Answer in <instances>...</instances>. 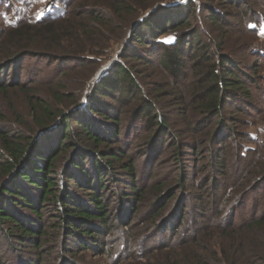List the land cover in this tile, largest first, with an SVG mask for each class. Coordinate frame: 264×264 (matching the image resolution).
Here are the masks:
<instances>
[{
	"label": "trees",
	"instance_id": "trees-1",
	"mask_svg": "<svg viewBox=\"0 0 264 264\" xmlns=\"http://www.w3.org/2000/svg\"><path fill=\"white\" fill-rule=\"evenodd\" d=\"M19 1L33 5L29 0H0V95L23 93L29 117L22 119L13 105L12 115L0 107V249L4 246L6 253H11L7 257L14 259L0 255V264H42L47 239L57 241L62 254L82 250L102 254L105 248L109 253L112 248L106 237L115 226L126 233L120 245L124 251L134 238L129 226L147 195V203L154 208L151 219L173 209L164 226L168 222L175 228L181 226L186 198L179 195L187 190L183 167L174 185L158 182L143 188L139 185L141 174L148 173L151 178V171L143 166L158 161L162 151L173 153L179 164L181 157L190 154L184 148L195 152L201 144L207 151L202 154L208 165L205 172L223 173L226 142L241 139L232 129L240 119L224 115V109L249 112L255 105L248 87L258 84L261 77L256 66L248 65L249 72L240 68L234 57L223 51L219 39L216 42L206 29H198L194 18L201 25L220 28L221 19L228 15L222 4L241 7L247 2L178 0L153 8L155 0H47L51 10L44 8L45 13L37 16L28 7L18 8ZM260 1L264 8V0ZM8 11L13 12L11 16ZM242 18L244 31L255 40L251 41L253 53L264 57V35L259 34L264 27V9L253 15L245 12ZM128 28L131 34L127 40ZM107 32H113L116 40H125V46L84 93L99 56L105 55L109 46ZM163 35L171 40H161ZM157 52L160 66L171 79L169 84L145 79V70L154 65ZM31 59L56 62L49 73H60V77H50L54 79L50 88L44 80L35 82V75L20 79L24 62ZM69 64L79 69H61ZM189 69L194 77L180 88L188 80ZM75 72L78 78H73ZM259 103L257 113L264 112V89ZM176 109H180L178 113L181 109L191 112L180 131L173 129L168 115ZM257 127L258 134L248 133L245 139L261 140L258 147L236 141L238 158L246 161L254 154L256 163L251 177L240 184L242 190L226 193L235 195L230 201L234 205L241 203L243 193L251 192L253 186L254 190L264 186V123ZM133 128L140 134L136 148L130 141ZM185 129L202 133V138L195 143L180 140ZM137 158L144 159L139 168ZM207 178L205 185L210 181L216 190V179ZM229 207L215 223L221 227V236H230L229 244L214 251L212 259L201 258L196 264H264V210L243 226L252 229L245 241L228 233L234 225ZM202 211L199 214H204ZM48 215L55 222L51 236L46 227ZM153 222L158 225L157 220ZM163 264L190 262L165 260Z\"/></svg>",
	"mask_w": 264,
	"mask_h": 264
},
{
	"label": "rangeland",
	"instance_id": "rangeland-1",
	"mask_svg": "<svg viewBox=\"0 0 264 264\" xmlns=\"http://www.w3.org/2000/svg\"><path fill=\"white\" fill-rule=\"evenodd\" d=\"M175 1L178 0H155L153 8L156 5H168ZM241 1L247 3H243L241 7L228 5L229 3L222 4L221 7L227 11L226 13H228V15L221 19L220 23L222 24L220 25V28L219 26L210 23H202L201 25L196 18H194V21L198 29H206L210 32L216 42H219L220 40L223 51L231 54L240 68L249 72L248 65L256 66L258 67L256 70L257 75L263 79L264 57L263 55L257 56L253 53L251 47L254 38L252 34H248L244 31V22L242 18V14L245 12H249L251 15L262 12L264 9L263 4L260 0ZM29 3H32L33 5H23L21 4V1H19L17 6L18 8L28 7L29 10H31L30 12H35L37 16L45 13L43 10L44 8L51 10L46 6L47 0H29ZM215 3L217 2H214L213 4ZM146 12L147 11H145V13ZM12 13L13 12L8 11L9 16H11ZM204 18L205 16H202V19ZM131 25L134 27L135 23L133 22ZM129 28L126 32L127 40L131 34ZM262 29H264V27H261L260 31ZM199 35L204 39H207V35L203 32H200ZM106 37L109 38V46L104 49L105 55L99 56L100 62H97V65L94 67V71L86 83L84 93L87 92V88L91 82L96 80V78L108 69L119 51L125 46V40H116V35L113 34V32H107ZM169 38H171V36L163 35L161 40L170 41L171 39L169 40ZM212 49L214 50L215 46H213ZM159 55L160 54L157 52V55L154 56V65L147 69L145 68V79L146 81L153 80L169 84L171 79H169L168 73H165L160 66L158 60ZM56 65V62L49 64L46 60H27L24 62L20 79L26 81L29 76L35 75V82L38 80H44L47 82L45 87L50 88L52 81L54 82V79L57 80L60 77V73L55 74L56 76L54 73H49ZM68 67L79 69V66H74L73 64L62 65L61 69H66ZM88 67L89 66H86V68ZM51 76H55L54 79H51ZM73 76V78H78L76 72ZM193 77V70L189 69L187 74L188 80H185L184 85L180 86V88L185 87V84L189 85L187 82L191 83ZM261 79L258 84L248 87L251 93V99L255 105L253 108H248L249 112L239 114L238 112H235L233 108L226 107L224 109V115H234L240 119V121L238 120L236 124L232 125L233 127L230 126L241 135V139L235 141L229 140L226 142L228 147L226 149L227 153H225V157L221 161V165H223L221 168L223 173L214 170L212 175L210 171L209 173L205 172L204 169L206 166L208 167V165L206 164V160L203 159L202 154H207V151H205V148L200 147L201 144L195 152L189 148H184V151H190V154L181 157L179 159V164L174 158L173 153L166 151L161 152L158 161L153 163L147 161V164L144 163V169L151 171V178H147V176H149L148 173L146 176L141 174L139 185L143 188L154 185L158 182H164L165 185H174L178 180L179 172H181L180 166L183 167L182 173L186 176L187 190L182 193L183 195L181 193L179 195L183 200L186 198L184 200L186 210H184V218L181 226L175 228L174 225H170L169 222L166 224H169L168 226H164L165 222L173 216L171 215L173 209H171L169 213L166 212L163 213L162 216L158 215L155 216L154 219H151L154 208H152L151 204L147 203L150 199V196L147 195L145 201L142 202L140 210L135 213L131 226H129L131 227L129 234L133 235L134 238L131 240L130 245H128V249L124 251L120 250V245L122 242H125L124 239H126V233H124V229L121 227L115 226L106 237L108 247L112 248L109 252L110 254L107 253L106 248L105 252L102 254H94L89 250L76 251L75 254H65V252L62 254L60 253L58 244L55 243L57 241L47 239L46 241L44 240L45 242L43 244V252H45V256L42 259V264H62L64 261L62 257L65 259V264H163L165 263V260H185L188 263L190 262V264H196L201 258L212 259L214 257V251L219 252L223 245L226 243L229 244V241L231 240L230 236H221V227L215 225L216 221L226 214L227 207L229 206H231L229 207V210L231 211L234 224L232 225L233 227L229 229L233 230V232L228 230L229 235L232 234L231 237H234L235 239L248 241L249 237L247 234H250L252 229H243V226L248 223L250 218L262 214L261 212L264 210V186L257 190H254V187L256 186H253L251 192L248 191L243 193L241 196L243 201L239 204L238 202H235V205L230 202L235 198V195L229 196L226 193L229 192V190L236 193L238 189H241L240 184L247 182V177H251V174L249 173L254 171L255 168L256 158L253 156L254 154L250 155L246 161H243L238 158L235 146L236 141H238L241 144L248 145V147L255 148L258 147L261 142V140L258 143L248 142L245 139V136H247L248 133L256 136L258 134L257 125L259 126L264 123V112L257 113V109L261 108L259 100L261 99L264 89V81ZM45 87L42 89H46ZM12 105L16 111L15 113L21 115L22 119H29L26 96L23 93L11 92L7 97L0 95V107L4 111L10 113ZM181 110L182 113H178L180 109H176L174 112L170 110V114H168L170 115V120L174 127L173 129L179 131L185 127V119L189 115L191 116L190 111L187 112L185 109ZM9 118L12 117L9 116ZM246 121L254 124L246 125ZM201 134L189 133L187 132V129H185L180 140L186 142L194 141L195 143V140L197 141L202 138ZM139 135L140 134L137 133L135 128H133L130 134V141H132V146L134 145L132 148H136L139 145V140H135ZM259 135L260 137H263L262 134ZM143 161V158L136 159V165L138 168L142 166ZM208 175H211L212 179H216V182L219 184V187L216 190L213 189L212 182L210 181L205 185ZM172 203L173 201H170L169 206H172ZM199 211H202L204 214H199ZM51 218L52 216H47L48 222L46 224L47 232L50 236L53 235V224L55 223L53 220H50ZM153 220L158 221L157 226H153ZM234 228H236L235 231ZM244 230H247V232L243 233ZM182 234L185 235L184 240L179 244H176V241H178ZM141 236H143V241H140ZM160 245H164V247L160 248ZM0 250V255L3 257L2 259H9L10 261L14 260L7 257L11 255V253H6L7 251L4 246ZM4 254L7 255L4 256ZM115 254H118L116 259L113 257ZM238 264L246 263L241 261Z\"/></svg>",
	"mask_w": 264,
	"mask_h": 264
},
{
	"label": "snow or ice",
	"instance_id": "snow-or-ice-1",
	"mask_svg": "<svg viewBox=\"0 0 264 264\" xmlns=\"http://www.w3.org/2000/svg\"><path fill=\"white\" fill-rule=\"evenodd\" d=\"M259 34L264 35V29H262L261 32H260ZM170 39H171V38H169V40H170Z\"/></svg>",
	"mask_w": 264,
	"mask_h": 264
},
{
	"label": "water",
	"instance_id": "water-1",
	"mask_svg": "<svg viewBox=\"0 0 264 264\" xmlns=\"http://www.w3.org/2000/svg\"><path fill=\"white\" fill-rule=\"evenodd\" d=\"M143 17H140L139 20H142Z\"/></svg>",
	"mask_w": 264,
	"mask_h": 264
}]
</instances>
